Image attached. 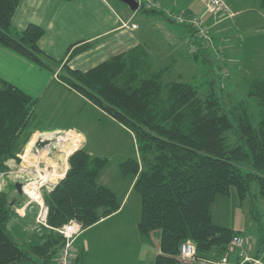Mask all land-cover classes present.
I'll list each match as a JSON object with an SVG mask.
<instances>
[{"label": "trees", "instance_id": "16d2710c", "mask_svg": "<svg viewBox=\"0 0 264 264\" xmlns=\"http://www.w3.org/2000/svg\"><path fill=\"white\" fill-rule=\"evenodd\" d=\"M255 1L264 10V0ZM20 2L0 0V48L49 67L38 48L43 29L28 25L16 32L11 27ZM138 9L176 24L162 10ZM182 27L192 45L201 48L207 43L194 29ZM192 45L194 60L205 55ZM87 47L72 51L70 47L65 55L70 60ZM62 71L63 83L134 135L138 158L125 161L120 170L133 175V188L140 196V238L159 237L160 253L153 264H180L179 248L186 241L195 245L198 259L223 255L231 238L242 234L212 222L215 196H228L234 188L239 201L253 192L264 200V78H252L247 89L258 110L254 125L244 102L226 109L214 95L201 97L195 87L168 79L169 66L155 69L143 46L113 55L85 72L67 62ZM37 104L38 99L0 79V175L8 172L10 160L19 162L18 155L34 133L31 121ZM105 164L104 158L74 150L63 179L42 194L46 226L32 229L33 240L22 245L9 230L17 217L10 195L15 187L0 191V264L50 261L62 244L56 229L75 220L86 230L118 212L114 193L97 183ZM263 249L264 239L257 241V253Z\"/></svg>", "mask_w": 264, "mask_h": 264}, {"label": "rangeland", "instance_id": "374dc122", "mask_svg": "<svg viewBox=\"0 0 264 264\" xmlns=\"http://www.w3.org/2000/svg\"><path fill=\"white\" fill-rule=\"evenodd\" d=\"M106 1L112 9L116 11L119 17H123L122 19L126 20L129 15H133V12L119 0ZM157 1L160 3L162 2V0ZM188 1L190 0H171L176 7H184ZM201 3L202 4L198 3L199 11L204 9L203 0H201ZM236 3L239 5L240 9H247L244 10L245 13L241 17L237 18L236 15L231 13L229 8L225 15H215L219 20L224 18L231 19L230 23H228L229 25L227 24L225 26V37H230L225 54L222 53L224 48L221 45V40L220 42L218 41L214 43L212 32H210L212 30H209L208 27H205L202 24L201 26L207 30V36L210 41L209 45L208 43H203L205 50L208 51L206 52L207 54L204 53L205 55H203V57L199 56L196 60L190 55V52H195L193 47H189L190 52L168 51V45H173L172 36L168 32V26L179 30L182 25L179 26L170 23L159 16L152 17L146 15L139 9L134 12L135 18L132 22L138 25L137 36L142 45L146 46L150 62L155 69L169 66L168 79L181 81L195 87L198 95L201 97L214 95L221 103L222 107L224 106L226 109L244 102L247 105V108H249V113L254 125H256L258 110L255 102L247 97V89L252 78L257 77L258 75L264 77V72L261 74L259 72L263 67H261L258 62L255 63L253 52H249L248 55L245 54L244 57L240 58L237 51L240 47L236 45V40H242V36L245 35V33L239 32L242 26L241 21L243 19L250 18L257 20L254 17L257 11V3L255 0L254 2H251V4L248 0L235 1V4ZM246 3L249 4L246 5ZM169 10L174 13L185 12L176 11L175 9ZM186 15H188L187 12ZM165 16L167 15L165 14ZM231 23H235L233 30L230 28ZM255 25L256 23L251 21V23L246 26L247 31H254ZM218 49H220L221 52H218ZM54 53L59 54V52ZM64 53L65 52H63V54ZM107 53L109 56L111 55V52H106L105 56ZM56 60L59 63L61 59L56 58ZM78 60L79 59H75V61H72V59H70L69 61L73 62L74 65L75 63L77 64ZM81 60L82 61L80 62L84 61L90 65L89 63L92 58H83ZM95 61H99L98 58H95ZM91 63H94V61H91ZM86 102L89 103L85 99L79 101L78 99H75L73 95H68L63 91H60L58 94L56 90L51 89L44 101L39 105L37 104L34 109L31 121L32 129L43 131H53L58 129L60 131L57 133H61V130L72 128L77 132L84 133L86 139L89 141L85 150L97 149L95 154L99 153L100 156L96 157L106 159V164L100 174L102 179L99 184L111 190L116 196L117 201L120 203L133 177L131 174L123 175L120 170V165L129 159H137L138 155L134 135L129 131L133 135V139H131L129 134L126 131H122L120 128L121 125L116 122L115 123L118 124L119 127L117 126L115 128L113 126H108L105 119L101 117L100 120V116L92 107L93 105L90 106V103V105H86ZM100 135L104 136V139L101 140L99 138ZM35 139L36 137L32 134L24 149L26 147L29 149L31 144L37 140ZM230 143H234V136L232 135ZM92 144L95 145V147ZM55 146H58V143L55 142ZM58 150L62 151L61 141ZM65 152L66 149L64 150V153ZM24 158L27 160V155H25ZM11 161L14 162V160ZM2 175L3 174L0 175V191H3L7 187L9 188L11 184L15 185V182L10 179L3 181ZM43 185L44 186H41L38 190V200L35 202L25 193L18 195L15 190H10L12 199H15V205L13 207L19 208L28 203V206L32 208V212L36 213V217L34 218L35 228L39 226L37 223V215L40 211V206L37 205L36 202H39V204L44 206L42 194L45 191H48L46 187L50 188L53 186L52 183H45ZM22 187H29L32 189L33 187L36 188L37 185H34L33 183H25L22 184ZM53 187H51L49 191H51ZM125 203V208L120 216L90 229L88 234L92 236L89 239L90 241L100 240L107 243H134L131 246V252L138 255L142 261L147 262L149 256L153 257L154 249L152 245H142L143 243H141L142 246H140L135 244V242L139 240L137 224L140 218L141 204L139 193L133 187L129 190ZM211 219L216 225L241 233L243 237L247 239L248 246L256 244L257 241L259 242L264 239V200L259 198V196L256 195V192H253V196L244 201H239L234 188L230 189L228 196L216 195L211 206ZM14 220H12L9 226V230L14 239L20 245L33 240V236H31L32 228L27 227L28 231H25L26 233L22 234L21 229L15 225L16 223ZM124 229H126V231ZM151 242L153 241L151 240ZM109 251L118 252L120 249H112ZM145 251L146 257H144ZM128 252L130 251L128 250ZM55 263L56 260L54 264ZM191 264L199 263L197 260H194Z\"/></svg>", "mask_w": 264, "mask_h": 264}, {"label": "crops", "instance_id": "0c3cea01", "mask_svg": "<svg viewBox=\"0 0 264 264\" xmlns=\"http://www.w3.org/2000/svg\"><path fill=\"white\" fill-rule=\"evenodd\" d=\"M198 1L190 0L186 2L184 7H176L171 0H162L161 3L167 9H175L176 11H185L189 14L198 15L201 23L205 27H208L209 30H212L210 32H212L214 43L218 41L220 42L221 40V45L224 48V51L222 52L225 54L227 43L230 40V37H225V26L230 23L231 19L224 18L219 20V18L215 16L206 15L204 9L199 11L198 3H202L201 0ZM223 1L228 5L231 13L236 15L237 18L245 13L244 10H247L245 8L240 9L239 5L237 3L235 4V1L242 0ZM248 1L250 4L251 2H254V0ZM248 4L246 3V5ZM254 17L257 20L245 18L241 21L242 26L239 32H243L245 35L242 36V40H236V45L240 47V49H237L240 58L244 57L245 54L248 55L249 52H253L255 63L258 62L261 67H263V69L259 70L261 74L264 72V10L257 7L256 15ZM122 18L123 17H119L106 0H21L12 17L11 27L16 32L24 31L28 25H35L43 29L44 34L38 42V48L43 53L44 61L49 67H40L9 49L0 48V79L15 86L29 97L38 99V105L44 101L51 89L56 90L58 94L60 91H63L68 95H73L75 99L83 101L85 99L83 96L63 83L59 78V75L63 73V66L66 62L72 69H78L85 72L104 62L113 55L127 52L137 46H143L146 48L145 45H142L137 36L138 25L132 22L135 15H129L126 20ZM251 21L256 23L255 29L254 31L248 32L246 26L250 24ZM127 23L128 26L132 25L135 26V28H123L122 24ZM234 27L235 23H231V30H233ZM168 28V32L172 36L171 38L173 42V45H168V51L190 52L189 47L192 45V39L190 38L187 29L180 27L179 30H176L169 26ZM83 45L88 47L83 53L72 58V61L79 59L77 64L75 63L73 65V62L68 60V55L65 54L70 47H72V51ZM194 46L197 51L199 50V52L207 54L206 52L208 51L205 50V46H202L201 48L196 47V45ZM54 52H59V54H55ZM63 52L65 53L63 54ZM106 52H111V55L109 56L107 53L105 56ZM89 57L92 58L91 61H94L96 65L91 63V61L89 63L90 65L84 61L80 62L82 61L81 59H88ZM56 58L61 59L59 63ZM95 58H98L99 61H95ZM257 77H260V75ZM260 78L264 77L261 76ZM89 103L86 102V105L91 104ZM90 106H92V104ZM92 107L100 116V120L101 117L105 119L108 126H113L115 128L118 126V124H116L115 121L102 110L94 105ZM120 128L122 131H126L131 139H133V135L127 129L122 126ZM33 131L36 139L43 138L47 135L55 136L62 142V151H59L58 148H56L55 140H51L53 143L48 148L38 151L36 154L32 152L34 143L31 144L29 149L26 147L21 154L18 155L19 162H13L10 160L7 163L8 172L3 174V181L10 179L15 183H39V185H43L45 184L41 180L43 177L51 180L53 179L51 176L54 175V173L57 175L62 174V176H64L68 170L67 157H69L74 150L83 149L86 151L85 149L89 143L84 133L77 132L72 128L61 130L62 132L60 134L57 133L60 131L58 129L53 131L33 129ZM99 138L102 140L104 139V136L100 135ZM93 146L95 147V145ZM65 149L66 152L64 153ZM86 152L93 156H100L99 153L95 154L97 149H91ZM25 155H27V160L24 158ZM101 179L102 176H99L98 184ZM54 181V185H56L60 179ZM133 184L134 178L132 177V181L120 201V209L118 212L101 220L94 226L83 230L82 234L77 238L75 242L77 261L75 264L154 263L156 256L160 253L158 245L159 237L157 234H154L149 240L141 239L138 234L139 240L135 242V244L140 246L146 244L152 245L154 254L153 257L149 256L147 262L142 261L138 255L131 252V246L134 243H107L100 240L90 241L89 239L92 236L88 234L90 229L100 226L123 213L127 194L131 187H133ZM15 213L17 216L14 220L16 223L15 225L21 229L22 234L26 233L25 231H28L27 227H31L32 229L35 228L34 218L36 217V213L32 212V208L28 206V203L19 208H15ZM124 230L126 231V229ZM151 240L153 242H151ZM141 243L143 244L141 245ZM253 245L256 246L257 243ZM112 249H120V251L110 252L109 250ZM128 250L130 252H128ZM144 257H146V251L144 252ZM56 258L57 257H53L50 261L39 258H35V260L38 264H54Z\"/></svg>", "mask_w": 264, "mask_h": 264}, {"label": "built area", "instance_id": "2783aa9c", "mask_svg": "<svg viewBox=\"0 0 264 264\" xmlns=\"http://www.w3.org/2000/svg\"><path fill=\"white\" fill-rule=\"evenodd\" d=\"M138 6L148 10L164 11L169 19L178 25H186L194 29L197 35L207 41L209 44L210 39L207 36V30L201 26L200 17L196 15H186L184 13H174L173 11L163 8L161 3L157 0H136ZM204 12L209 15H225L228 12V6L223 0H203ZM123 28H135V26H128L122 24ZM195 51V50H194ZM218 52H221L218 49ZM3 177V175H2ZM49 191L50 188L46 187ZM40 206V211L37 215V223L46 226V213L47 209L36 202ZM56 232L62 237V246L57 254L55 264H73L76 258L75 241L82 234L83 227L75 220H70ZM256 253V258H250L246 254V250L253 249ZM177 260L180 264H191L197 260L199 264H264V249L257 253V247L253 244L248 246L247 239L242 235H236L229 241L226 251L217 259L204 260L198 259L196 256V247L193 243L186 241L180 245Z\"/></svg>", "mask_w": 264, "mask_h": 264}, {"label": "bare ground", "instance_id": "6f19581e", "mask_svg": "<svg viewBox=\"0 0 264 264\" xmlns=\"http://www.w3.org/2000/svg\"><path fill=\"white\" fill-rule=\"evenodd\" d=\"M138 8H139V6H138ZM47 137H48V139H47ZM50 137H52V138H50ZM38 139H42V140H55V142H57L58 143V146H57V148L59 147V144H60V141H59V139H57L55 136H45V137H43V138H38ZM37 139V140H38ZM55 149V148H54ZM48 156V155H47ZM55 156V155H54ZM58 172V171H57ZM63 173V172H62ZM64 176H62V174H60V175H57V174H55L54 173V175H52L51 176V178H53V179H51V180H49V179H47L46 177H43V179H41L44 183H47V184H50V183H52V185L54 186V183H55V181L54 180H59V179H62ZM34 185H37V187L35 188V187H33L32 189H30L29 187H25V188H23V194L25 193L32 201H36V200H38V195H39V192H38V190H39V188L41 187V186H44V185H39V183H33ZM53 186H51V187H53ZM50 187V188H51ZM25 189H26V192H25ZM38 192V193H37ZM40 198V197H39ZM47 214V213H46ZM77 240V239H76ZM76 242V241H75ZM246 254H247V256L248 257H250V258H256V253H254V248L253 249H251V250H249V249H247L246 250ZM57 257V256H56ZM204 260H206V259H204ZM209 260H212V259H209Z\"/></svg>", "mask_w": 264, "mask_h": 264}, {"label": "water", "instance_id": "95a60500", "mask_svg": "<svg viewBox=\"0 0 264 264\" xmlns=\"http://www.w3.org/2000/svg\"><path fill=\"white\" fill-rule=\"evenodd\" d=\"M119 1L122 2V4H124L132 12H135L138 10V4H137L136 0H119ZM59 134H57V135H59ZM52 143L53 142L51 140L38 139L34 142L32 152L34 154H36L38 151H42L43 149L48 148ZM14 187H15V190H16L18 195L23 194L22 184L15 183ZM14 202H15V199H12V201H11L12 206L14 205ZM12 211L15 212V207H12Z\"/></svg>", "mask_w": 264, "mask_h": 264}]
</instances>
